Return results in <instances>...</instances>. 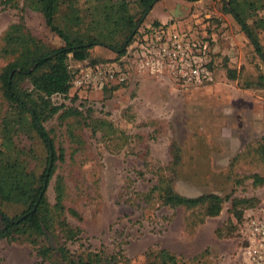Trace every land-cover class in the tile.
<instances>
[{
  "label": "rangeland",
  "instance_id": "obj_1",
  "mask_svg": "<svg viewBox=\"0 0 264 264\" xmlns=\"http://www.w3.org/2000/svg\"><path fill=\"white\" fill-rule=\"evenodd\" d=\"M174 2L192 4L187 16L199 23L196 31L207 36L213 62L211 81L179 88L167 76L140 77L115 89L54 96V104L92 109L96 117L91 121L105 120L112 129L107 131L110 135H102L74 124L80 147L73 153L76 143L69 139L65 127L72 119L61 122L55 115L43 124L57 158L46 199L53 203V181L60 176L66 193L64 207L77 213V217L66 213V221L81 230L79 240L69 245V250L101 248L107 254L121 250L131 264H143L146 250L164 248L184 261L192 258L187 264H246L241 256V221L228 210L232 198L251 200L249 207H237L242 217L264 203V184L254 186L251 178H264V166L254 153L264 142V81L257 86V79L264 75V62L232 17L223 12V0L161 1L140 26L153 23L149 18L162 14L161 7H171ZM130 7L133 12V5ZM15 15V11L0 9V34L15 21ZM22 15L34 37L52 48L61 45L37 13L25 9ZM257 16L264 20V9ZM256 35L264 59V31ZM90 58L100 62L115 56L95 47ZM67 63L70 73L86 65ZM227 70H234L236 80L226 78ZM142 78L154 80L157 87L145 90L140 98ZM246 84L255 86L245 88ZM20 136L16 142L31 150L29 168L40 173L46 161L42 141L33 133L29 138ZM171 143L179 150L173 175L162 170L170 161ZM59 149L63 150L60 156ZM157 168L171 178V187L179 195L215 194L229 200L216 217L204 218L201 223H197V212L191 215L182 208L146 205L140 195L154 184ZM0 210L9 218L20 212L19 207L4 203H0ZM34 263L28 244L0 240V264Z\"/></svg>",
  "mask_w": 264,
  "mask_h": 264
},
{
  "label": "trees",
  "instance_id": "obj_2",
  "mask_svg": "<svg viewBox=\"0 0 264 264\" xmlns=\"http://www.w3.org/2000/svg\"><path fill=\"white\" fill-rule=\"evenodd\" d=\"M159 1L21 0L19 4L17 0H0L1 10L16 13L15 21L0 34V109L3 108L0 110V203L20 208V212L11 218L0 210V240L28 244L34 252V264H131L121 250L110 254L101 248L93 251L87 248L69 250V245L79 240L81 230L66 221V213L72 217H77V213L64 207L66 193L60 176L53 181V203L49 204L46 199V188L57 158L43 124L55 115L61 122L72 119L73 122L65 127L69 139L76 143L73 153L78 152L80 147L74 124L79 128L80 125L89 127L93 133L99 131L102 135H110L107 131L112 127L107 121H91L92 117H96L92 109L54 104L51 99L68 95L71 77L69 60L86 65L117 60L125 53L122 44L130 36L136 22L148 7L151 10ZM223 2V12L232 17L260 55L256 32L264 31V20L257 14L264 9V0ZM130 5H133V12ZM25 9L41 17L45 28L61 41L59 47L52 48L33 36L22 15ZM95 47L111 52L114 60H89L90 51ZM226 78L236 80L234 70H227ZM257 81L259 86L264 81V75ZM254 86L246 84L244 87ZM261 86L264 88V84ZM32 133L42 141L46 150L45 166L38 174L28 165L31 150L16 142L20 135L29 138ZM62 153L63 150L59 149V156ZM254 153L264 166V142L256 147ZM169 156L170 161L165 167L157 168L154 184L140 195L142 203L156 204L157 208H182L190 211L191 215L197 212V223L204 218L216 217L229 198L215 194L186 197L176 193L171 187V178L160 172L174 174L179 162V150L175 143L169 146ZM251 178L254 186L264 184V178L257 175ZM250 203L248 199L232 198L228 211L240 222L242 215L237 212V207H249ZM189 260L192 258L184 261L164 248L149 249L143 254V264H187L191 262Z\"/></svg>",
  "mask_w": 264,
  "mask_h": 264
},
{
  "label": "built area",
  "instance_id": "obj_3",
  "mask_svg": "<svg viewBox=\"0 0 264 264\" xmlns=\"http://www.w3.org/2000/svg\"><path fill=\"white\" fill-rule=\"evenodd\" d=\"M198 24L169 20L139 26L120 58L71 73L69 91L117 88L140 77L167 76L179 88L208 83L213 62L207 36L196 31ZM239 235L244 262L264 264V203L243 215Z\"/></svg>",
  "mask_w": 264,
  "mask_h": 264
},
{
  "label": "crops",
  "instance_id": "obj_4",
  "mask_svg": "<svg viewBox=\"0 0 264 264\" xmlns=\"http://www.w3.org/2000/svg\"><path fill=\"white\" fill-rule=\"evenodd\" d=\"M161 1H166V0H161ZM161 1H159V2H161ZM183 3H185V4L180 5V4L174 2V4L171 7H168L169 9L166 6H163V7H161V10H160V13H162V14L157 15V16H153L150 18L148 17V18L151 21L156 22V23H166L169 20L177 19L178 17L179 18H186L184 20H179V21H183V22H186L190 25H193L194 23H196V21L191 19V16H187L190 12V6L192 4H188L186 2H183ZM156 4H158V2L155 3L153 5V7ZM152 8H151V10H152ZM149 12H148V14H149ZM72 63L74 65L78 66V65H80L81 62H72ZM156 84L157 83L154 80H151V79L149 80L148 78L140 79L139 84H138V91L140 94L139 95L140 98L142 97V94L144 93L145 90L155 91L154 89L157 87Z\"/></svg>",
  "mask_w": 264,
  "mask_h": 264
},
{
  "label": "water",
  "instance_id": "obj_5",
  "mask_svg": "<svg viewBox=\"0 0 264 264\" xmlns=\"http://www.w3.org/2000/svg\"><path fill=\"white\" fill-rule=\"evenodd\" d=\"M224 4H225V3H224ZM225 5H226V4H225ZM149 11H150V7H148V8L146 9V11L142 14L141 18L139 19V21L136 22V24H135V26H134V28H133V30H132L130 36H128V37L126 38V40L123 42V44H122V48H123V49H124L125 46L128 44V42L130 41L131 35H132V34L138 29V27L140 26L141 21L143 20V18L147 15V13H148ZM253 47H254V49H256V46H255V45H253ZM259 57H260L261 60L264 62V59L262 58V56L259 55ZM47 167H48V168L50 167V160L48 161V165H47Z\"/></svg>",
  "mask_w": 264,
  "mask_h": 264
}]
</instances>
